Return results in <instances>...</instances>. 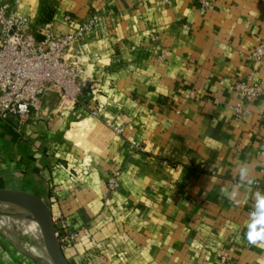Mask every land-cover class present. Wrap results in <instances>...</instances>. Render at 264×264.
I'll list each match as a JSON object with an SVG mask.
<instances>
[{"label": "crops", "instance_id": "obj_1", "mask_svg": "<svg viewBox=\"0 0 264 264\" xmlns=\"http://www.w3.org/2000/svg\"><path fill=\"white\" fill-rule=\"evenodd\" d=\"M20 10L32 32L55 35L107 14L86 43L77 102L60 110L51 89L34 125L0 122V190L35 196L77 232L67 262L264 264V245L246 238L264 192V59L248 58L264 42V0H20ZM244 82L262 95L237 117L233 86ZM97 108L118 114L121 136ZM241 164L254 183L234 203L222 193ZM18 262L0 234V264Z\"/></svg>", "mask_w": 264, "mask_h": 264}, {"label": "built area", "instance_id": "obj_2", "mask_svg": "<svg viewBox=\"0 0 264 264\" xmlns=\"http://www.w3.org/2000/svg\"><path fill=\"white\" fill-rule=\"evenodd\" d=\"M169 3L170 0H160L162 6ZM106 17L102 12L90 14L66 34L55 35L48 26L32 32L29 18L20 10V0H0V122H13L17 129L24 124L34 125L41 117L43 96L51 89L57 93L60 110L73 106L83 89L81 58L86 43L104 27ZM64 20L68 21L69 17ZM248 58L253 62L264 59V42L260 38H256ZM233 88L238 95L235 115L240 117L245 106L256 102L262 91L258 85L245 82ZM90 114L99 118L113 134L121 136L123 127L117 113L110 115L104 108H97ZM131 145L139 147L134 142ZM119 181L117 170L107 181L108 191H115ZM52 223L57 226H54L55 237L62 250L76 241L77 232H69L62 218H55ZM218 259V264H226V255Z\"/></svg>", "mask_w": 264, "mask_h": 264}, {"label": "rangeland", "instance_id": "obj_3", "mask_svg": "<svg viewBox=\"0 0 264 264\" xmlns=\"http://www.w3.org/2000/svg\"><path fill=\"white\" fill-rule=\"evenodd\" d=\"M136 149L141 150V147ZM0 229L1 237L10 240L12 250L18 256L17 264H52L39 226L26 210L0 203Z\"/></svg>", "mask_w": 264, "mask_h": 264}, {"label": "water", "instance_id": "obj_4", "mask_svg": "<svg viewBox=\"0 0 264 264\" xmlns=\"http://www.w3.org/2000/svg\"><path fill=\"white\" fill-rule=\"evenodd\" d=\"M0 203L20 207L30 213L42 234L44 248L52 264H69L55 237V228L46 205L30 194L0 190Z\"/></svg>", "mask_w": 264, "mask_h": 264}, {"label": "clouds", "instance_id": "obj_5", "mask_svg": "<svg viewBox=\"0 0 264 264\" xmlns=\"http://www.w3.org/2000/svg\"><path fill=\"white\" fill-rule=\"evenodd\" d=\"M254 183L250 176L248 165L241 164L238 168L237 185L231 192H223L222 194L233 200L238 194V189L241 187H251ZM254 203L252 211L249 213V222L247 224L246 238L252 245H264V192L257 190L253 196Z\"/></svg>", "mask_w": 264, "mask_h": 264}, {"label": "bare ground", "instance_id": "obj_6", "mask_svg": "<svg viewBox=\"0 0 264 264\" xmlns=\"http://www.w3.org/2000/svg\"><path fill=\"white\" fill-rule=\"evenodd\" d=\"M4 207V206H3ZM9 209V208H8Z\"/></svg>", "mask_w": 264, "mask_h": 264}]
</instances>
